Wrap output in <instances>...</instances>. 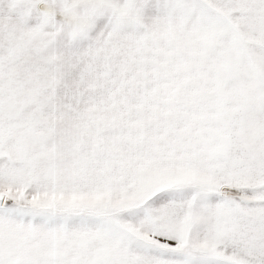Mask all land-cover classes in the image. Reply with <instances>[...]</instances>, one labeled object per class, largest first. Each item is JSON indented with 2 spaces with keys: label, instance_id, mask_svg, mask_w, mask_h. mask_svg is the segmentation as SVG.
<instances>
[{
  "label": "snow or ice",
  "instance_id": "obj_1",
  "mask_svg": "<svg viewBox=\"0 0 264 264\" xmlns=\"http://www.w3.org/2000/svg\"><path fill=\"white\" fill-rule=\"evenodd\" d=\"M0 264H264V0H0Z\"/></svg>",
  "mask_w": 264,
  "mask_h": 264
}]
</instances>
